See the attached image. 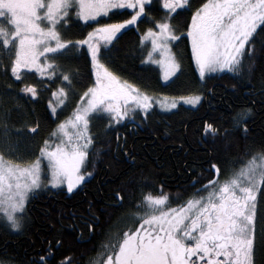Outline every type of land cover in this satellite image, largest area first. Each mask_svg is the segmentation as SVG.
Returning <instances> with one entry per match:
<instances>
[{"label": "trees", "instance_id": "obj_1", "mask_svg": "<svg viewBox=\"0 0 264 264\" xmlns=\"http://www.w3.org/2000/svg\"><path fill=\"white\" fill-rule=\"evenodd\" d=\"M202 1H193L189 9L171 17L173 30L182 34L172 45L180 66L172 80L163 82L158 68L144 63L145 45L138 30L153 26L156 17L136 27H125L100 52L109 70L140 91L149 95L201 93L199 104L180 105L169 112L152 107L149 115L139 121L128 118L111 126L101 114L92 115L93 144L83 168L91 176L72 192L58 188L30 195L18 232H12L0 220L2 264H42L41 258L43 264H93L103 260L98 253L124 231V220L140 208L137 204L144 193L160 195L163 186L169 204L181 206L189 198L205 195L201 189L208 181L227 178L252 153L264 149V30L258 27L255 51L245 56L241 72L216 73L201 81L190 39L183 33L190 27V9ZM124 16L113 13L101 21L114 22ZM94 25L73 22L63 37L67 41L83 39ZM79 49L77 54L64 55L65 49L57 53L60 62L73 72L74 95L93 82L90 56L83 46ZM7 66L0 81L8 78L14 83L9 60ZM53 81L51 84H55ZM19 84L6 85L11 93L0 86V110L5 121L17 128L35 125L36 140L50 136L58 119L53 118L45 98L32 101L31 96L20 93ZM207 124L217 132H205ZM243 124H247L246 132ZM19 135L23 140V133ZM31 149L34 147L26 151ZM213 165L219 167V173ZM117 192L123 196L122 201Z\"/></svg>", "mask_w": 264, "mask_h": 264}, {"label": "snow or ice", "instance_id": "obj_2", "mask_svg": "<svg viewBox=\"0 0 264 264\" xmlns=\"http://www.w3.org/2000/svg\"><path fill=\"white\" fill-rule=\"evenodd\" d=\"M150 3L151 0H0V18L6 17L9 25H0V52L12 57L10 71L16 78L21 76L22 69H37L41 76L54 75L49 70L54 69V63L41 64L40 58L56 54L73 43L63 40L58 31L59 26L68 24L73 7L75 15L84 21L110 9L127 7L134 10L130 19L98 25L85 39L76 42L87 45L96 69V80L84 93L89 97L86 106L78 107L74 118L58 125L63 141L55 147L45 141L40 156L28 163L13 161L0 152V217L12 229L20 228L29 193L41 186V157H46L48 162V183L54 186L66 184L68 192L76 189L85 175H91L81 173L88 157L87 149L93 144L88 130L90 113H106L109 126L129 117L136 109L143 110L145 117L149 115L151 97L108 70L99 56L100 40L110 43L125 25L146 15L145 5ZM187 3L188 0H163V7L174 13ZM170 19L169 16L156 21L158 32L152 28L147 30L154 49L159 48L168 57L170 68L165 79L179 67L167 44L169 39H176ZM258 24L264 30V0H205L192 14L188 28L201 77L206 72L224 69L241 72L245 67V56L255 51ZM3 67L8 70V66ZM62 77L70 83L69 74L62 73ZM21 91L37 96L33 84L24 85ZM59 92L67 96L65 89L61 88ZM187 99L197 104L201 96ZM63 102L60 100L61 104ZM162 106L171 108L175 104ZM251 111L247 109V113ZM242 127L246 132L247 124ZM208 131L216 133L217 129L207 124L205 132ZM212 167L219 173L218 166ZM262 185L264 149L252 153L223 182L215 178L208 181L201 189L206 195L189 198L181 206L167 207L168 194L163 192V186L160 195L144 193L137 207L145 210L134 213L139 226L119 233L116 240L103 246L104 250L98 256L103 257L102 264H256L257 192ZM115 195L123 200L119 192ZM92 230L89 225V231ZM261 231L264 235V229ZM41 260L43 264L44 258Z\"/></svg>", "mask_w": 264, "mask_h": 264}, {"label": "rangeland", "instance_id": "obj_3", "mask_svg": "<svg viewBox=\"0 0 264 264\" xmlns=\"http://www.w3.org/2000/svg\"><path fill=\"white\" fill-rule=\"evenodd\" d=\"M204 2H205V0L202 1L200 3V5H198L197 7L191 8L189 13L193 14L195 12V10L197 8H199L201 6V4H203ZM122 10H123V8L110 9L107 13H101L99 16H96L94 18H90V20H88V21H84V20L80 19L79 17H77L75 15V12H76L75 7H73L70 10V15H71V19H73L72 23L76 22V23L86 24V23L93 22V23H95V25L93 27V29H94V28H97L98 25H101V24L119 23V22H122L123 20L130 19V17L132 15H128L125 12L126 13L125 16H124L125 19H123V20H120V18H119L118 21H114V22L101 21L103 18H107L108 16H111L113 13L118 14L117 12H119V13L122 12ZM192 14H191V16H192ZM169 16L171 17L170 12H168L167 10L166 11L162 10L156 16H153V17L150 16L149 14H148V16H143V18H141L140 23L141 22L150 21V19L152 20L155 17L157 18L156 21H163L164 19L168 18ZM156 21H154L153 26L147 27L146 29H144L142 31L138 30V32L140 33V36H141V40H142L143 44L145 45L144 63H146L148 65H151V66H155L156 68H158V70L160 72V75H161V80L163 82H168V81L172 80L174 77H176L178 75V73L180 71V66L178 68H176V69H173L171 71V74L168 76V79L164 78L166 71L170 68V64L167 62L168 61V57H166L165 53L162 52L159 48H155L154 49V46L152 44V38L147 35V30L149 28H152L154 31H157V32L159 31V28H158V26L156 24ZM134 23L125 25V27H129L131 25H134ZM170 23H171V19H170ZM190 24H191V19H190ZM0 25H2L4 27H8L9 26L6 17L0 18ZM259 26L260 25L258 24L257 29H258ZM67 28H68V26H67ZM124 28H122V29H124ZM65 29H66V25H61V26L58 27V31L61 33V38H62V34L65 35L64 34ZM122 29H120L119 31H121ZM118 32L116 34H118ZM183 34L187 35L189 37V39H190V42H191V37L188 35V31L183 33ZM174 35L176 36V39H169L167 41V44L169 45L170 52H171L172 56L174 57L175 62L179 65L177 57H176L175 53L173 52L172 45H173V42L176 41L178 39V37H180L182 34L176 33L174 31ZM86 37H87V35H86ZM85 38H83V39H85ZM79 40H82V39L70 40L73 43L70 44V45H66V48L64 50V55L66 53H68V52H73L74 54H77L76 52H78L80 50L79 49L80 46H83L84 50L89 55L90 52L88 51L87 45H80V44L76 43ZM110 43L105 44L103 42V40H100V52H102V51L104 52V49H106L110 45ZM158 43H163V42L162 41H158ZM60 51H62V50H60ZM150 53H151V59H149V54ZM3 55H7L9 58H12L8 54L0 52V77H2V78L4 76V74H3L4 73V70H3V63H4L3 62ZM59 56H60V54L56 53V54H47L46 56H42L40 58V63L41 64L54 63V65H55L54 69H49L50 71L54 72V75H52V76H41L37 69H24L25 72L23 73L24 78L25 77L28 78L29 82L33 83L34 85H36V88H37V96L33 97V99L31 98V100L32 101H37V100H39L41 98L42 99L45 98V100L47 102V106H48V108L50 109V112L53 115V118L58 119V121H57L52 133L50 134V136H48L46 138H43V139L38 138V140H36L37 138H35V137L37 135V128H36L35 125L29 124V125H26L25 128H23V127H18L17 128V126H12L9 123H7V121H5V119H4L5 117H3V115H2V110H0V152H3L8 159H11V160L17 161V162L28 163V162L34 161L36 159V157L40 156V149L44 146L45 141H48L49 142V146H51V147H55V145L57 143H61L63 141V137L58 131V125L62 121H67V120H70L71 118H74V111L78 107L82 108V107L86 106V104L88 102L89 97H85L84 93L88 90L89 87H91L95 83V80H96V69H95V67L93 65L92 60H91V63H92V71H93V82L91 83V85L85 91H82V92H80L78 94L76 93L74 95L73 91H72V87H71V84L73 82V72L70 69H68L69 67L65 66L64 64H62L60 62V59H59L60 57ZM9 58H7L6 60H9ZM90 59H91V57H90ZM99 60L104 65L105 62L103 61L101 56H99ZM157 61H160V63H157ZM194 61H195V57H194ZM195 64H196V61H195ZM196 67H197V70L199 72L197 64H196ZM108 70H109V68H108ZM110 71L113 72L111 69H110ZM225 71H229V70L224 69V70H219V71H214V72H206L203 77H201V75L199 73V77H200V79L202 81V80L205 79V77H207L209 75L216 74V73H222V72H225ZM62 73L69 74L70 83L68 81H64L63 80ZM5 77L7 78V76H5ZM118 77H120V76H118ZM20 78H21V80L17 79V78L14 79L13 80L14 83L9 82L8 78L4 79L3 80L4 83L0 81V86L1 87L3 86L4 88H7L6 85L9 86V84H10V86H12V87L13 86L14 87H19L20 84L18 85V82L20 81V83H21L22 81H24L22 77H20ZM53 79L56 80L55 84H51V81ZM121 79L124 80L123 78H121ZM124 81H126V80H124ZM15 83H17V86L15 85ZM129 83H131V82H129ZM42 87L43 88L45 87V88L43 89ZM61 88L65 89V91L67 92V96L66 97L63 96L59 92V89H61ZM17 90H19V88H17ZM6 92L11 93L12 90L7 88ZM141 92L145 93L143 91H141ZM54 93H55V95H54ZM17 95L20 96L19 91H16V96ZM147 95L149 97H151V105H152L153 108L156 107L157 109H159L161 111H165V112H169V111L175 110L180 105L189 106V107H196V105H198L199 102L202 99L201 93H194V94L192 93V94H185V95H166V94H156V95L147 94ZM195 95H200L201 99H200V101L197 104H192V103L189 102V100L187 98H190V97L195 96ZM25 96L30 98L31 94L30 93H26ZM25 96H23V98H26ZM82 97H83V99H82ZM181 97H184L185 99H181ZM60 100H63L64 102L61 104ZM1 101H2V99H0V102ZM171 104H175V107L169 108V107H163L162 106V105H171ZM152 107L149 109V112L151 111ZM97 113L101 114L104 117H106V120L108 119V116H107L106 113H101V112H97ZM94 114L95 113H90L89 114V129L88 130H89L90 133H91L90 118ZM143 117H145L144 114H143V110L136 109L134 113H131L129 115V117H126V118L122 119L119 122L121 123V122H123L124 120H126L128 118L129 119L132 118V120L139 121ZM118 123H114V124H118ZM33 129H35V130L33 131ZM69 130L71 131V128H69ZM22 133H23V135H22L23 136L22 137L23 140L22 139L20 140L19 138L21 136L19 134H22ZM16 135L19 136V137L16 138ZM91 135H92V133H91ZM31 146L34 147V150L31 149L30 151H26V150L30 149ZM90 146L91 145H89L87 151L89 150ZM22 151H23V153H21ZM24 151H26V152H24ZM7 152H12V154L7 153ZM13 154L15 156H13ZM85 163H86V159H85L84 164L81 167V173L82 174L87 173V172L83 171ZM90 176L91 175H85V178H84V180L82 182H84ZM49 179H50V173H49V169H48L47 159H46V157H41V186H40V188L34 189L32 192H30L29 193V197L33 193L40 192L42 190H47V189L64 188V189L67 190L66 184L59 185V186H54V185H51V184L48 183ZM224 180H226V177L223 178V179H219V181H221V182H223ZM74 190L75 189H73V191ZM29 197H28V199H29ZM167 207H169L168 204H167ZM172 207H169V208H172ZM22 217L20 218V221H21ZM0 220L3 222V225H5L12 232H18L19 231V229L18 230L12 229L10 227L9 223H7L2 217H0ZM0 264H2V263L0 262Z\"/></svg>", "mask_w": 264, "mask_h": 264}, {"label": "flooded vegetation", "instance_id": "obj_4", "mask_svg": "<svg viewBox=\"0 0 264 264\" xmlns=\"http://www.w3.org/2000/svg\"><path fill=\"white\" fill-rule=\"evenodd\" d=\"M193 1L194 0H188L187 5H185L182 9H177L176 12L170 13L171 17H173L174 15H176L180 11H184V10H187L188 8H190L192 6ZM145 9H146V13L147 14L146 15L145 14H142L140 17L137 18V20L135 21L134 25H131V26L136 27L140 23L141 18H143V16H148V14L150 16H153V15H156L157 13H159L162 10H164V11L167 10V9H165L163 7V0H151V3L150 4H146L145 5ZM167 11L169 12V10H167ZM125 12L128 15H133L134 14V10L131 9V8H127V7L123 8L122 12H120V13L126 14ZM117 13L119 14V12H117ZM72 21H73V19H70L68 21V24H66V27L67 26L69 27L70 24L72 23ZM63 36L64 35L62 34V38L64 40H67V38L66 37H63ZM6 57L7 56L5 55V57H3V58H6ZM11 59L12 58L9 59L10 62H11ZM7 61L8 60H6V59H5V61H3L4 62L3 63V66H7ZM91 68H92V63H91ZM3 70H4V67H3ZM24 72H25L24 69H22L21 70V76L20 77H22L24 81L21 82L22 86L20 87V90L24 87L23 82H25V85L33 84V83H30L29 82L28 78H26V77L24 78V75H23ZM20 77L17 78V79H20L21 80ZM52 81H51V83H52ZM53 82L55 83V81H53ZM20 93L22 95H24V92L20 91ZM251 107H252V109L255 108V104L253 102H252ZM168 201H169V199H168ZM167 204H168L169 207H172V205H170L169 202ZM257 205H258V216H257V228H258V232H257V244H258V247H257V251H256V264H264V256H263L264 255V244H263V242H264V235H262V231H261L262 229H264V185H262L261 188H260V190H258V192H257ZM178 206L179 205H175L173 207H178ZM144 210L145 209L143 207H140L136 212H143ZM136 212H134V213H136ZM134 213H132L131 216L128 217L126 220H124V222L127 223L123 227L124 231H127L129 229L134 230L135 227L139 226V221L134 216ZM97 261H99V264H102V261L103 260H96L95 262H93V264H97Z\"/></svg>", "mask_w": 264, "mask_h": 264}, {"label": "water", "instance_id": "obj_5", "mask_svg": "<svg viewBox=\"0 0 264 264\" xmlns=\"http://www.w3.org/2000/svg\"><path fill=\"white\" fill-rule=\"evenodd\" d=\"M31 98L33 99V96Z\"/></svg>", "mask_w": 264, "mask_h": 264}]
</instances>
